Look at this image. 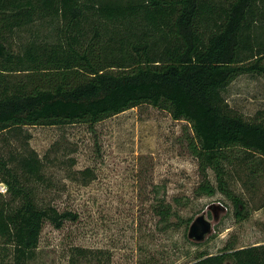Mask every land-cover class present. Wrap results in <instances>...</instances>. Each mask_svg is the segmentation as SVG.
I'll list each match as a JSON object with an SVG mask.
<instances>
[{
    "label": "trees",
    "instance_id": "obj_1",
    "mask_svg": "<svg viewBox=\"0 0 264 264\" xmlns=\"http://www.w3.org/2000/svg\"><path fill=\"white\" fill-rule=\"evenodd\" d=\"M243 74L264 78V0H0V134L26 137L0 154V264H31L46 223L60 229L79 218L38 197L44 164L26 127L93 126L144 103L191 126L197 195L221 192L248 219L224 164L264 161V119L244 117L224 95ZM157 213L169 222L174 209L163 202ZM94 255L74 246L70 263ZM189 264H264V241L230 242Z\"/></svg>",
    "mask_w": 264,
    "mask_h": 264
},
{
    "label": "rangeland",
    "instance_id": "obj_2",
    "mask_svg": "<svg viewBox=\"0 0 264 264\" xmlns=\"http://www.w3.org/2000/svg\"><path fill=\"white\" fill-rule=\"evenodd\" d=\"M224 95L244 117L264 119L263 77L240 75ZM26 131L44 164L38 197L79 213L60 229L45 224L31 264H71L74 246L95 254L79 264H99L97 257L110 264H189L230 242L246 246L264 241V161L240 155L224 163L229 186L250 214L240 221L223 193L197 195L202 174L188 145L191 126L167 110L144 103L93 126L39 124ZM25 142V136L0 134V154L9 157ZM209 174L217 184L211 168ZM163 202L174 209L169 222L157 213ZM203 213L213 229L196 241L189 231Z\"/></svg>",
    "mask_w": 264,
    "mask_h": 264
},
{
    "label": "water",
    "instance_id": "obj_3",
    "mask_svg": "<svg viewBox=\"0 0 264 264\" xmlns=\"http://www.w3.org/2000/svg\"><path fill=\"white\" fill-rule=\"evenodd\" d=\"M213 229V222L205 213L199 215L192 223L189 236L196 241H203Z\"/></svg>",
    "mask_w": 264,
    "mask_h": 264
},
{
    "label": "built area",
    "instance_id": "obj_4",
    "mask_svg": "<svg viewBox=\"0 0 264 264\" xmlns=\"http://www.w3.org/2000/svg\"><path fill=\"white\" fill-rule=\"evenodd\" d=\"M0 189L2 190V191H7V187L2 183V184H0Z\"/></svg>",
    "mask_w": 264,
    "mask_h": 264
},
{
    "label": "crops",
    "instance_id": "obj_5",
    "mask_svg": "<svg viewBox=\"0 0 264 264\" xmlns=\"http://www.w3.org/2000/svg\"><path fill=\"white\" fill-rule=\"evenodd\" d=\"M260 242H257V243H254V244H259ZM251 245H253V244H251Z\"/></svg>",
    "mask_w": 264,
    "mask_h": 264
}]
</instances>
